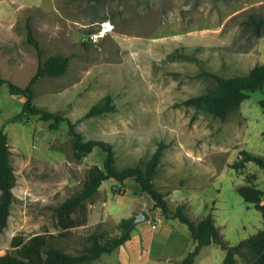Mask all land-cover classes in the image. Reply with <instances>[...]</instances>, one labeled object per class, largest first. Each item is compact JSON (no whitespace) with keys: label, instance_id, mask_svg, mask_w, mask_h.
I'll return each instance as SVG.
<instances>
[{"label":"rangeland","instance_id":"rangeland-1","mask_svg":"<svg viewBox=\"0 0 264 264\" xmlns=\"http://www.w3.org/2000/svg\"><path fill=\"white\" fill-rule=\"evenodd\" d=\"M26 2L31 5L20 12L15 35L12 27L0 25L1 76L24 88L35 74L39 60L27 40L28 23L43 49L42 61L56 55L70 58L66 74L42 78L33 86L34 105L68 121L55 128L37 115L12 121L25 98L0 86V130L8 135L17 179L8 226L0 234V255L9 250L14 235L56 233L53 209L83 188L91 167H103L105 154L98 147L76 159L69 122L86 140L109 142L118 171L145 170L159 144L165 143L155 188L165 195L180 190L206 198L208 213H213L219 235L229 245L263 228L260 212L236 188L250 184L264 199V172L252 162L238 169L233 164L243 149L264 155V86L223 120L205 108L180 103L217 88L205 72L225 78L250 72L258 62L260 39L245 22L250 15L264 17V0ZM106 22L112 23V32L104 33ZM106 96L115 109L86 118ZM112 185V179L102 183L113 196L114 220L90 224L92 200L86 223L59 239L58 247L77 254L93 232L121 234L119 221L128 212L131 196H123L117 183ZM192 201L178 204L186 207ZM149 212V221L176 236L175 241L189 235L188 226L179 220L159 224L156 217L165 219L161 211ZM235 258L236 264H251L254 254L243 246Z\"/></svg>","mask_w":264,"mask_h":264},{"label":"trees","instance_id":"trees-1","mask_svg":"<svg viewBox=\"0 0 264 264\" xmlns=\"http://www.w3.org/2000/svg\"><path fill=\"white\" fill-rule=\"evenodd\" d=\"M245 24L250 28L255 38H264V17L250 15ZM26 28L27 40L37 52L39 60L37 70L24 88L2 78L0 72V86L5 85L11 95L25 98L21 111L12 118V121L29 119L37 115L43 121H52L51 127L55 128L62 122L68 121V118L37 108L34 105L33 86L42 78L66 74L70 66V58L56 55L42 61L43 49L28 23ZM203 74L213 78L217 82V88L208 93L187 98L180 104L188 107L205 108L214 117L222 120L238 109L251 92H255L264 86V63L262 62H257L245 76L225 78L211 72ZM114 109L115 106L111 102V97L106 96L100 99L86 113L85 117L100 116ZM69 127L76 159L81 160L98 147L105 154L103 167L98 165L91 167L83 188L53 209L56 216L54 223L56 233L43 230L28 236L14 235L9 250L0 255V264H90L103 253L112 252L123 245L131 238V233L126 234V231L135 217L120 221L121 234L118 236H110L100 230L91 233L87 237V244L77 254L66 252L57 246L59 239L67 236V233L71 232L73 228L86 223L88 203L94 199L102 183L109 179H114L120 186L126 179H133L138 183L142 192L152 200L151 209H159L166 220L177 219L188 226L196 246L187 254L181 264H194L200 250L211 244L218 245L225 250L223 264H236L235 256L243 246H246L254 254L251 264H264V199L263 192L259 188L250 184H242L236 188V191L246 203L252 204L260 212L263 228L239 244L229 245L219 235L212 212H209L196 223L184 213L185 205H179L175 210H172L165 194L155 188L154 178L165 143L159 144L145 170L140 167H132L118 171L115 167V152L109 142L99 139L86 140L76 130L73 123L69 122ZM10 156L8 135L4 130H0V234L8 226L14 197L13 188L17 183ZM250 162L255 163L264 172V155L245 149L240 151V157L233 164V167L238 169ZM80 215H82L81 218Z\"/></svg>","mask_w":264,"mask_h":264},{"label":"crops","instance_id":"crops-1","mask_svg":"<svg viewBox=\"0 0 264 264\" xmlns=\"http://www.w3.org/2000/svg\"><path fill=\"white\" fill-rule=\"evenodd\" d=\"M26 1L31 0H0V25L12 27L11 32L13 35L16 34L13 27L17 24L20 12L31 5ZM2 39L5 38L2 37ZM257 58L258 62L264 63V38L258 41ZM112 181L114 185L116 181L114 179ZM121 186L124 191L122 195L131 196L128 212L123 219L136 217L143 210L150 214L149 209L153 205L152 200L142 192L138 183L133 179H126ZM165 196L170 208H172L171 203H174L176 207L182 201L193 200L192 202L194 203H188L184 208V213L193 221H198L208 214V200L199 198L197 193L187 196L180 190H176L174 193L166 194ZM113 203V196L101 185L90 204L89 223L97 224L109 219L114 220ZM153 211H158V209ZM167 221H172V219L161 220L159 224H164ZM172 224L171 226L175 227L174 223ZM134 231L135 234L133 233L134 235L132 234L131 238L123 245L112 252L103 253L90 264H181L187 254L196 246L190 231L188 232L189 235L184 236L183 241L177 238H175V241L174 237L176 236L172 237L171 234L169 235V231L163 232L162 229H158V224L152 221L138 224ZM177 243L180 244L178 245ZM174 244H176V248H174ZM222 251L220 247L214 244L204 246L197 255L194 264H223L225 255L224 251Z\"/></svg>","mask_w":264,"mask_h":264},{"label":"water","instance_id":"water-1","mask_svg":"<svg viewBox=\"0 0 264 264\" xmlns=\"http://www.w3.org/2000/svg\"><path fill=\"white\" fill-rule=\"evenodd\" d=\"M150 219H151L150 214L146 210H143L130 223L129 227L127 228L126 234L131 233L138 224L147 222Z\"/></svg>","mask_w":264,"mask_h":264},{"label":"bare ground","instance_id":"bare-ground-1","mask_svg":"<svg viewBox=\"0 0 264 264\" xmlns=\"http://www.w3.org/2000/svg\"><path fill=\"white\" fill-rule=\"evenodd\" d=\"M104 33L112 32L114 27L112 26V23L106 22L104 25Z\"/></svg>","mask_w":264,"mask_h":264},{"label":"built area","instance_id":"built-area-1","mask_svg":"<svg viewBox=\"0 0 264 264\" xmlns=\"http://www.w3.org/2000/svg\"><path fill=\"white\" fill-rule=\"evenodd\" d=\"M156 220H157L158 222H161V219H160V218H157V217H156Z\"/></svg>","mask_w":264,"mask_h":264}]
</instances>
